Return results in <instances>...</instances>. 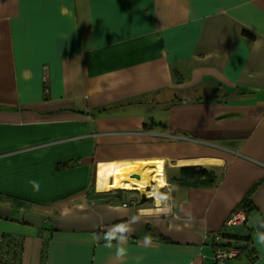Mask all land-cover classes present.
Wrapping results in <instances>:
<instances>
[{
	"label": "crops",
	"instance_id": "crops-1",
	"mask_svg": "<svg viewBox=\"0 0 264 264\" xmlns=\"http://www.w3.org/2000/svg\"><path fill=\"white\" fill-rule=\"evenodd\" d=\"M151 160L176 174L162 199L123 207L137 191L97 190L100 167ZM189 166L217 184L179 185ZM250 189L245 223L226 228ZM258 233L264 0H0V252L12 240L17 264H264ZM234 238L249 251L214 262Z\"/></svg>",
	"mask_w": 264,
	"mask_h": 264
},
{
	"label": "bare ground",
	"instance_id": "bare-ground-1",
	"mask_svg": "<svg viewBox=\"0 0 264 264\" xmlns=\"http://www.w3.org/2000/svg\"><path fill=\"white\" fill-rule=\"evenodd\" d=\"M162 164V161L151 160L102 166L97 174V190L112 193L138 191L147 199H156V191L162 189L165 182ZM132 174L139 175V178L131 177Z\"/></svg>",
	"mask_w": 264,
	"mask_h": 264
},
{
	"label": "trees",
	"instance_id": "trees-1",
	"mask_svg": "<svg viewBox=\"0 0 264 264\" xmlns=\"http://www.w3.org/2000/svg\"><path fill=\"white\" fill-rule=\"evenodd\" d=\"M244 33L247 37H252V35H250L246 32H244ZM176 181L181 186L193 187V188H198V187L211 188L217 184V176H216V173L211 169H208L205 167H200V166H189V167L180 168L179 178ZM251 194H252V189H250L248 191V193L246 194V196L244 197V199L241 201V203L238 205V208H237V210L241 209L242 211H244V213L246 215L253 209V205H252L251 198H250ZM226 228H228V227H226ZM218 235L222 236V233H219ZM157 237L159 238V240H166L161 235H157ZM233 243H234V245H237L239 243L241 245L234 247L233 244L228 243L225 246H222V248L228 249V248L234 247L240 251V254L246 250L249 251V249H250V246L248 247V245L250 244L249 238H247V239L234 238ZM6 244L7 245H5L4 248H5L6 252L9 253L11 247L13 245L16 246L15 245L16 241L7 240ZM17 246H18V250L10 253L11 259L14 262L13 264H17V258L21 252L19 245H17ZM0 264H9V263L8 262H4V263L0 262Z\"/></svg>",
	"mask_w": 264,
	"mask_h": 264
},
{
	"label": "built area",
	"instance_id": "built-area-1",
	"mask_svg": "<svg viewBox=\"0 0 264 264\" xmlns=\"http://www.w3.org/2000/svg\"><path fill=\"white\" fill-rule=\"evenodd\" d=\"M165 183V182H164ZM162 189H167V191L165 193H168V188L166 183L163 185ZM138 192V191H137ZM141 195H143L142 193H140ZM166 196V194H165ZM144 198H146V195L144 194ZM162 199L161 197V193L158 191H156V199H148V200H153L154 202L158 201ZM141 201V199H140ZM139 204V201L136 199L133 200H129L126 204H123V207H137ZM246 214L244 213V211L237 210L235 212H233L228 219L226 220L225 226L228 228H233V227H239L241 225H243L246 221ZM214 238L215 241H218L220 239L218 234H214L212 236ZM16 246H12L9 253L6 252L5 249H3L0 252V262H8L9 264H13V260L11 259V254L13 251H17L18 250V243L16 242L15 244ZM240 255V251L237 248L231 247V248H222V247H215L214 251H213V260L214 262H218V263H224L227 262L229 260H232L234 258H236L237 256Z\"/></svg>",
	"mask_w": 264,
	"mask_h": 264
},
{
	"label": "clouds",
	"instance_id": "clouds-1",
	"mask_svg": "<svg viewBox=\"0 0 264 264\" xmlns=\"http://www.w3.org/2000/svg\"><path fill=\"white\" fill-rule=\"evenodd\" d=\"M30 183L32 184L33 189H34L35 191H39V187H40V185H39V183H38L37 181H30ZM147 200H148V199H147ZM119 231H120L121 233H123V232H124V229L121 228V229H119ZM105 238H106V240L108 241V244L106 245L107 247H111V241H112L113 239H117V237H116L112 232L108 233V235H107ZM118 239L121 241V243H123L124 240H126V237H125L124 235H120V236L118 237ZM257 240H258V242H259L260 244H264V233H258V234H257ZM149 242H150V238L146 236V237H145V243L147 244V243H149ZM116 255H117V258H118V259L124 257V256L126 255V251H125L124 247H118V248H117Z\"/></svg>",
	"mask_w": 264,
	"mask_h": 264
},
{
	"label": "rangeland",
	"instance_id": "rangeland-1",
	"mask_svg": "<svg viewBox=\"0 0 264 264\" xmlns=\"http://www.w3.org/2000/svg\"><path fill=\"white\" fill-rule=\"evenodd\" d=\"M163 174H164V180H165V183H166V185H167V188H169L170 186H169V184H168V181H170L171 180V178H173L174 176H176V174H174V171H169V173H168V176H167V174H165V169L163 168ZM167 177H169V178H167ZM177 179V178H176ZM164 183V184H165ZM215 186V185H214ZM213 186V187H214ZM198 188H203V187H198ZM167 190V189H166ZM168 190H170V188L168 189ZM131 192H134V191H131ZM116 193H119V192H116ZM137 194H135V193H133L134 195H135V199L136 200H138L139 201V203H141L140 202V199H141V194H139L138 192H136ZM244 199V198H243ZM237 211V210H236ZM245 218H247V216L245 217Z\"/></svg>",
	"mask_w": 264,
	"mask_h": 264
},
{
	"label": "water",
	"instance_id": "water-1",
	"mask_svg": "<svg viewBox=\"0 0 264 264\" xmlns=\"http://www.w3.org/2000/svg\"><path fill=\"white\" fill-rule=\"evenodd\" d=\"M131 177H134V178L138 179V178H139V175H137V174H132ZM166 191H167L166 189H159V192H160V193H165ZM146 200H147V199L144 198V195H141V202H144V201H146Z\"/></svg>",
	"mask_w": 264,
	"mask_h": 264
}]
</instances>
